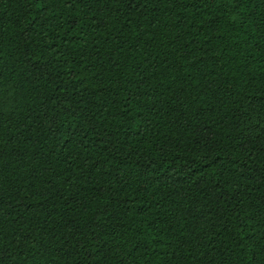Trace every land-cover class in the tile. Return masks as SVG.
I'll return each mask as SVG.
<instances>
[{"label": "trees", "instance_id": "16d2710c", "mask_svg": "<svg viewBox=\"0 0 264 264\" xmlns=\"http://www.w3.org/2000/svg\"><path fill=\"white\" fill-rule=\"evenodd\" d=\"M0 264H264V0H0Z\"/></svg>", "mask_w": 264, "mask_h": 264}]
</instances>
